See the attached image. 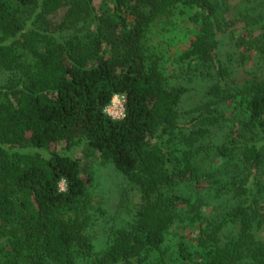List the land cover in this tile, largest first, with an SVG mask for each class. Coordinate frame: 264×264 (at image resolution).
<instances>
[{
	"label": "trees",
	"instance_id": "obj_1",
	"mask_svg": "<svg viewBox=\"0 0 264 264\" xmlns=\"http://www.w3.org/2000/svg\"><path fill=\"white\" fill-rule=\"evenodd\" d=\"M14 1L0 0V264H264V0H245L233 39L239 65L261 74L212 87L187 124L186 89L166 85L145 41L155 22L186 19L196 32L177 61L212 66L238 24L220 17L228 0H110L108 13L95 0ZM114 95L121 121L104 113ZM80 143L139 200L101 255L86 235L92 178L70 153Z\"/></svg>",
	"mask_w": 264,
	"mask_h": 264
},
{
	"label": "rangeland",
	"instance_id": "obj_2",
	"mask_svg": "<svg viewBox=\"0 0 264 264\" xmlns=\"http://www.w3.org/2000/svg\"><path fill=\"white\" fill-rule=\"evenodd\" d=\"M7 1L11 5L14 0ZM110 0H95L96 5L102 7L103 12L108 13L106 6ZM228 10L220 17L227 23L237 21L233 32H224L219 37L217 50V62L212 66L188 67L180 64L177 59L190 44L195 36L196 27L186 19H176L170 23L165 20L155 22L149 31L146 48L165 78L166 85L186 89L181 98L178 111L181 122L187 124L192 116L197 114V109L202 105L214 101L215 98L209 95L210 90L217 84L225 86L231 92L246 78L256 77L261 74L250 62L244 67L239 65L238 53L233 51V39L236 32L240 31L242 24L238 21L240 10L247 6L245 0H228ZM65 10L51 16L52 24L57 25L64 15ZM232 29V28H231ZM222 68V77L216 76V67ZM225 110V108H222ZM219 135V134H217ZM60 149L63 146L59 147ZM73 156L82 160L85 173L90 175L92 183L90 191L94 194L93 210L91 212V225L87 231V237L91 242L94 255H101L106 249L108 235L112 230L125 228L133 221V213L136 203L139 202L138 195L132 192L122 174L111 164L104 163L98 153L86 144H77L72 152ZM218 165L209 167L216 168ZM208 168L202 166V169ZM204 186V183H202ZM65 186L61 185V190ZM190 184H181L180 191L189 194ZM100 206V208H99ZM259 237L264 238V229L259 232ZM86 251L82 244L75 247L74 253L81 256ZM76 264H86L80 257Z\"/></svg>",
	"mask_w": 264,
	"mask_h": 264
},
{
	"label": "built area",
	"instance_id": "obj_3",
	"mask_svg": "<svg viewBox=\"0 0 264 264\" xmlns=\"http://www.w3.org/2000/svg\"><path fill=\"white\" fill-rule=\"evenodd\" d=\"M125 105L126 99L123 95H114L104 113L114 121H121L125 118ZM61 185L65 186V183L62 181L59 185L60 191L64 192L65 189L61 190Z\"/></svg>",
	"mask_w": 264,
	"mask_h": 264
}]
</instances>
